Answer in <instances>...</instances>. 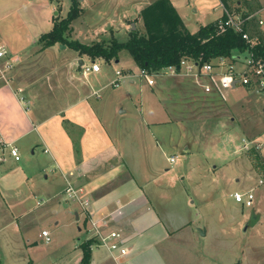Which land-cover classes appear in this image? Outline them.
<instances>
[{
  "label": "crops",
  "instance_id": "0c3cea01",
  "mask_svg": "<svg viewBox=\"0 0 264 264\" xmlns=\"http://www.w3.org/2000/svg\"><path fill=\"white\" fill-rule=\"evenodd\" d=\"M96 1H82V6L91 7V11H85L87 16L92 14ZM109 1L117 8L118 3H122L123 9L108 14L107 19L103 17L99 27L88 28L90 42L98 41L100 37H96L97 34L109 26H114V29H109L114 33L116 30L123 32L127 29V19L130 16L137 17L143 30L139 13L154 0ZM170 1L190 32H196L201 25L216 22L224 16L225 10L232 12V6L229 5L232 0H215L217 4L210 10L219 13H198L196 7H192L193 16H184V0ZM257 1V8L244 14L257 12L255 17L247 21V27L250 35L256 36L259 42H264V23L258 22L259 19L264 21V0ZM191 2L194 3L193 0L187 1ZM50 4L47 0H0V44L7 48L8 56L15 63L11 82L4 84L0 81V216L7 213L11 221H19L16 222L19 230L24 231L25 237L23 234L22 239L19 234L16 236L19 245L26 250L25 257L17 260V263L41 264L40 255L47 253L48 249L38 244L39 240H34L25 231L31 227L36 228L39 220L48 216L54 220V231L61 227L62 231L69 227L73 230L68 235L71 240L69 249L44 264H56V261L59 262L57 264H79L82 256L79 245L84 239L93 240L90 264H117L107 248L99 245L97 237L88 230L93 222L103 233H120V239L127 248L123 258L126 264H184V258L189 256L184 251V233H181L185 222H178L167 214L171 190L168 182L173 171L167 165L160 166L156 162L158 155L166 163H171L169 158L176 156L174 152L168 154L165 141L177 148L179 139L172 140L170 132H165V124L169 126L175 123L178 129L176 132L184 134V140L180 138L182 145L184 144L182 149L189 156L193 142H198L193 128L201 120L197 113L199 109L212 113L209 118L216 116V121H223L222 109L228 107L226 101L231 100L234 94H240L236 91L238 86L221 91L213 89L206 93L193 77L182 73L155 75L154 83L149 85L137 75L138 68L133 63L136 74L126 81L133 84L134 78L138 77L140 90L146 92L148 105L144 99L146 106L138 105L141 110L128 99L125 100L130 104L126 105L118 95H105L101 88L97 89L93 84L106 66L118 63L125 58L124 55L110 63L102 59L93 60L100 64L99 71L83 74L81 65L92 60L74 52L77 55L75 63L81 73V82L73 79L68 92L53 88V98L50 99L48 87L43 86L41 93L25 86L21 80L20 83L16 82L18 67L21 68V63L28 54L40 45L38 37L45 32L44 28L37 26L41 21L38 16L47 15L51 9H55L53 4L50 8ZM239 4L238 1V6ZM236 13L241 12L237 9ZM57 14L54 12L51 19ZM131 25L133 27V23ZM53 47H47L43 51ZM176 78H184V92L182 89H170L166 84L168 81H177ZM201 83H206L204 78ZM241 88L246 93L258 92L257 89L246 86ZM169 91H173V96H169ZM174 95H184V102H179ZM181 104L184 105V111L182 108L178 109ZM144 109L149 113L148 118L144 116ZM168 111L173 112V115H169ZM178 112L184 113L176 116ZM166 116L168 120L163 119ZM234 120L231 117V121ZM239 120L245 127L243 119ZM236 125L240 127L238 122ZM234 127L235 124L232 123L229 130L232 131ZM74 141L78 145L77 151ZM247 142L260 145V148H247ZM239 144L240 148L229 147L234 157L230 154L229 158L224 159L223 170L232 166L238 152L246 153L251 149L246 157L253 162L252 169L257 175L261 174L264 169L263 136L243 132ZM10 146L18 148V160L10 154ZM238 164L241 166L239 162ZM243 166L248 169L246 160ZM244 167L237 168L245 170ZM68 182L88 201L86 208L66 198L65 188ZM78 208L83 210V215L77 211ZM4 227H1L0 235L13 240L14 236L5 232L7 229L4 230ZM62 231L56 248L61 247L66 240ZM74 236L78 242L73 240ZM181 257L184 258L181 260Z\"/></svg>",
  "mask_w": 264,
  "mask_h": 264
},
{
  "label": "rangeland",
  "instance_id": "374dc122",
  "mask_svg": "<svg viewBox=\"0 0 264 264\" xmlns=\"http://www.w3.org/2000/svg\"><path fill=\"white\" fill-rule=\"evenodd\" d=\"M47 1L48 3L51 2L55 9H51V12L47 15L38 16L41 21L37 23V26L44 28L43 32H48L51 29V15L54 12H57L60 18L65 17L70 7V0ZM77 1L80 3L79 6L82 9L80 16H82L71 22L68 39L81 43H89L91 41L87 33L88 28L99 27L101 24L100 20L103 17L107 19L108 14L113 13V11L119 12L123 9L122 3H118L117 8L109 0H97V4L92 7V14L90 13L87 16L85 11L88 9L91 11V7L87 6V8L84 4L82 6L83 0ZM187 1L184 0V16L186 14L193 16L192 7H196L198 13L202 11L219 13V11L210 10L211 7L217 4L215 0H193L194 3H187ZM238 1L240 2L239 6ZM229 2V5L232 6V13L234 12L238 16L252 11L258 6L257 0H232ZM51 4L50 8H52ZM237 9L241 13L237 14ZM127 22V29L123 32L115 29L116 33H114V31L109 30L110 28L114 29V26H109L108 28L105 27L106 30L97 34L96 37H100L99 40L103 38L108 40L115 36L119 40H125L132 28L141 30L137 17L130 16ZM53 46V48L44 52L38 44L28 54L25 61L21 63V68L20 64L18 65L19 71H17L16 75V82L20 83L23 81L25 86L34 88L38 92H43V86L48 87L50 89V99L53 98V88L56 87V90L68 92L71 90L68 87L74 81L81 82V73L75 63L77 52L69 47L67 43H56ZM74 52H76L75 55ZM120 55H124L125 58L118 63L113 62L110 66H106L97 80L93 81L94 87L97 89L101 88L105 95L107 93L118 95L119 99L122 100L121 102L126 105L132 102L137 104V106L141 104V106L145 107V103L148 105L147 95L146 92L140 90L138 77L134 78L135 83L133 84L126 81L127 78L136 74L137 70L133 61L126 52H122ZM72 61L73 63H71ZM14 67L10 73L11 77ZM116 69H124L126 79H123L120 87L113 88L108 83L111 81ZM176 79L177 81L175 82L177 83L168 81L166 84L169 85L170 89H182L181 91L184 92V78ZM19 86L23 87L22 85ZM236 91L240 94H234L231 100L226 101L228 107L226 108L225 106L222 109L224 122L221 120L216 121V116L209 118L212 113L203 112L202 109H199L197 113L200 115L199 118L201 120L199 125L197 124V127L193 128V133L197 135L198 142L197 144L195 141L193 142L189 156L182 149L184 144L182 145L183 141L180 138L184 140V134L180 135V131L176 132L178 129L175 123H171L169 126L165 124V132H170L172 140L179 139L177 148L169 144L167 140L165 141L168 154L174 152L176 158L174 157V162L166 163L163 157L158 155L156 162L160 163V166L167 165L173 171V175L170 176L168 182V184H171V192L169 191L168 201L170 203L168 204L167 214L178 222H185L184 230L181 233H184V251L189 256L181 257V260L182 258L185 260L184 264H264V185H257L258 175L252 169L253 162H250L246 157L247 155L249 156V151L254 146L247 150L246 153L238 152L239 154L235 156L236 160L233 161L231 167L224 170L222 167L224 159L229 158L230 154L233 156V152L230 151L229 147H241L239 141L243 132L260 134L264 138V90L246 93L238 85ZM169 92V96H173V91ZM174 97L179 99V102H184V95H174ZM125 99L130 100V102L128 101V103ZM141 106L138 107L141 108ZM179 108L184 111L183 104ZM143 111L145 112L144 116L148 118L149 113L145 109ZM172 113L168 111L169 115H173ZM178 113H176V116L184 112ZM231 117L235 118V120L231 121ZM163 119L168 120V116ZM239 119H243L245 127H243L242 121ZM237 122L240 127L236 125ZM232 123L233 125L235 124V127L230 131L229 128ZM178 148H181V150ZM245 160L248 165L247 170L243 166ZM238 162L241 166H239ZM237 167H244L245 170H242V168L241 171ZM251 188L254 195L252 206H245L234 200L233 193L235 191L244 193ZM39 196L42 197V195ZM77 211L82 215L84 214L81 208H78ZM252 211L259 215L254 225L249 223ZM1 216L0 230L2 226H5L3 228L4 230L7 229L5 232H9L14 237L12 240L11 237L6 238L0 235V264H18L17 260L25 257L26 250L19 245L16 236L19 234L22 239L24 231L19 230L16 223L19 221H11L7 213L1 214ZM53 221L47 216L39 220L36 228L31 227V229L25 231L27 234L29 233V236H33L34 240L38 239L39 241L36 240L38 244L48 249L47 253L40 255L41 264L58 258L60 256L59 253L69 249L71 246V240L68 235L73 229L70 230L69 227L62 231L61 227L60 229L56 228L57 230L54 231L55 225ZM246 224L248 226L245 229ZM43 228H46L49 232L50 240L48 242L44 241L45 237L41 235ZM198 228H204L205 235H201ZM60 231H62L63 236L66 235V240L61 247L56 248L58 237H62ZM23 236L25 237V234ZM72 238L75 242H78L75 236ZM57 263L59 262L56 261Z\"/></svg>",
  "mask_w": 264,
  "mask_h": 264
},
{
  "label": "trees",
  "instance_id": "16d2710c",
  "mask_svg": "<svg viewBox=\"0 0 264 264\" xmlns=\"http://www.w3.org/2000/svg\"><path fill=\"white\" fill-rule=\"evenodd\" d=\"M79 4L77 0H70L65 17L53 16L51 30L38 37L42 50L56 43H67L79 56L85 55L92 61L102 59L106 63L117 60L122 52H126L138 69L153 73L169 65L179 64L182 58H191L200 63L209 62L220 56L229 57L234 51L242 52L247 48L241 34L233 29L228 28L218 33L216 22L201 25L196 32H190L170 0H154L143 7L139 13L143 30L131 29L125 40H119L115 36L91 43L69 40V26L82 12ZM246 15L248 14L243 16ZM244 29L249 32L247 25ZM206 35L209 38H205ZM254 50L264 59L263 40ZM74 144L77 151L76 141ZM92 245V239H84L80 243L82 256L79 264H90Z\"/></svg>",
  "mask_w": 264,
  "mask_h": 264
},
{
  "label": "built area",
  "instance_id": "2783aa9c",
  "mask_svg": "<svg viewBox=\"0 0 264 264\" xmlns=\"http://www.w3.org/2000/svg\"><path fill=\"white\" fill-rule=\"evenodd\" d=\"M257 15V12L249 13L246 16H238L227 10L224 11V16L216 21V30L218 33L224 32L226 29L231 28L235 32L240 33L241 37L245 40L247 48L240 52L234 51L231 56H220L209 62L200 63L197 60L182 58L177 65H169L160 69L158 72H148L145 69H138L137 75L143 78L147 84L152 85L154 83V76L164 73L170 74H184L193 77L198 83H200L206 93L211 92L213 89L221 91L226 88L236 87L238 85L254 88L257 90H264V59L257 55L254 47L259 43L258 38L254 35H250L244 29L247 25V21ZM259 24H262V19H259ZM15 63L8 56V50L0 44V81L4 84H9L12 77L10 76L11 70ZM83 74L89 72H96L100 69V64L95 61L83 62L81 65ZM125 73L122 69H117L114 72V79L111 80L109 85L113 88H117L121 85ZM205 79L206 83H201V80ZM21 91V89H18ZM23 99V98H22ZM247 148L254 146L260 148V145L252 143H246ZM10 154L14 159H19V152L16 146H10ZM170 162H173L175 158L171 156ZM257 185H264V169L261 174L258 175ZM66 198L70 201L79 203L82 208H86L88 201L82 198L81 192L77 190L70 182L67 183L65 188ZM234 200L245 206H252L254 195L252 188L240 193L235 191L233 193ZM99 240V245L105 246L110 252L113 260L117 264H126L124 256L127 253V248L121 241L119 232L109 231L103 233L99 227L93 222L88 229ZM42 236L45 237V241L50 240L49 232L42 230Z\"/></svg>",
  "mask_w": 264,
  "mask_h": 264
},
{
  "label": "water",
  "instance_id": "95a60500",
  "mask_svg": "<svg viewBox=\"0 0 264 264\" xmlns=\"http://www.w3.org/2000/svg\"><path fill=\"white\" fill-rule=\"evenodd\" d=\"M205 38H209V35H206ZM80 62H82V59L80 60ZM259 215L255 214L254 211L251 212V217H250V225H254L256 223V221L258 220ZM248 224L245 225V229L247 228ZM198 230L200 231L201 235H205V229L204 228H198Z\"/></svg>",
  "mask_w": 264,
  "mask_h": 264
}]
</instances>
